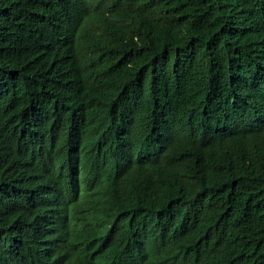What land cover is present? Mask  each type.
Segmentation results:
<instances>
[{"label":"trees","instance_id":"trees-1","mask_svg":"<svg viewBox=\"0 0 264 264\" xmlns=\"http://www.w3.org/2000/svg\"><path fill=\"white\" fill-rule=\"evenodd\" d=\"M0 264H264V0H0Z\"/></svg>","mask_w":264,"mask_h":264},{"label":"bare ground","instance_id":"bare-ground-1","mask_svg":"<svg viewBox=\"0 0 264 264\" xmlns=\"http://www.w3.org/2000/svg\"><path fill=\"white\" fill-rule=\"evenodd\" d=\"M7 2V1H6ZM19 5V4H18ZM92 5V4H91ZM45 6V5H44ZM30 8H31V6H30ZM27 9V8H26ZM33 10V9H32ZM29 11V10H28ZM46 11V10H45ZM25 16V15H24ZM22 18V17H21ZM19 20V19H18ZM65 53V52H64ZM38 59V58H37ZM182 63V62H181ZM141 105V104H140ZM259 202V201H258Z\"/></svg>","mask_w":264,"mask_h":264}]
</instances>
